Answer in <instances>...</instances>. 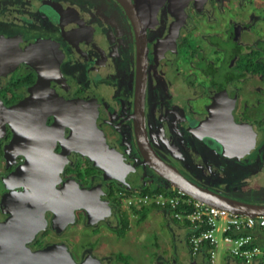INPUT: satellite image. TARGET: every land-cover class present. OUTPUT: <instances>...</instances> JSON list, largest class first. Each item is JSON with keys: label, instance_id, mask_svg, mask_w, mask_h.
Returning a JSON list of instances; mask_svg holds the SVG:
<instances>
[{"label": "flooded vegetation", "instance_id": "af4514ba", "mask_svg": "<svg viewBox=\"0 0 264 264\" xmlns=\"http://www.w3.org/2000/svg\"><path fill=\"white\" fill-rule=\"evenodd\" d=\"M130 1L145 5V32L120 0H0L2 43L29 57L40 44L32 57L61 73L31 104L40 71L25 56L0 77V264L52 244L76 263L117 261L122 200L174 187L143 158L135 119L191 182L264 204V0H189L183 12L165 1L155 14L153 1ZM61 192L79 194L90 217L109 214L88 222L80 206L58 219L56 198L72 203Z\"/></svg>", "mask_w": 264, "mask_h": 264}, {"label": "water", "instance_id": "95a60500", "mask_svg": "<svg viewBox=\"0 0 264 264\" xmlns=\"http://www.w3.org/2000/svg\"><path fill=\"white\" fill-rule=\"evenodd\" d=\"M122 4L125 6L127 12L129 13L132 21L134 24H136L139 28H142V31L145 32V29L148 25V20L146 21L144 19L145 16V5L141 4H135L132 3L130 0H120ZM141 1V0H138ZM145 1V0H142ZM155 4H153V12L152 14H155L157 12L158 5L160 3H163L165 1L170 2V8H176L179 11H184V8L189 0H151ZM203 2L204 0H197ZM144 13V15L142 14ZM141 40H144V38H141ZM40 44H35V46H32L30 52L32 53L29 57L27 53H23L21 50L23 47L18 44H3L0 39V77L5 74L6 72H9L19 61L23 60L22 58L25 56V60L33 65L34 67L38 68L40 71V79L37 84L31 87V96L28 98L29 104L33 102L34 98V91L37 89L44 90L43 93H41V96L47 95L48 92H46V89L50 87V84L52 81H54V78H60L61 79V73L58 66V61L51 62L46 59V55L42 52L40 55H37L36 57H32L34 52L40 48V51H42V48L39 47ZM48 64V65H46ZM5 65H8L6 68ZM9 70V71H8ZM45 92V93H44ZM1 104V101H0ZM16 108V107H15ZM14 109V108H13ZM135 130H136V136H137V146L140 149L143 158L150 162V165L156 170L157 173H159L163 178L170 181L173 186L184 193L191 195L192 197L201 200L205 202L206 204H209L211 206H215L218 208H222L225 210H228L233 213L238 214H245L247 216H256V215H264V204H255V203H247L244 201H240L237 199H232L228 196H225L221 193L212 191L208 188H203L184 176H182L180 173H178L174 168H171L170 166L166 165L164 162H162L158 157L155 156L154 153L150 150V145L147 142V139L145 137V130L143 127V121L140 118L139 121L135 119ZM138 133L140 135H138ZM141 134L144 138V140L141 138ZM149 145V146H148ZM44 190V189H43ZM43 190H40L39 188H35L33 190L34 194L31 193L30 197H33L34 195L38 194L40 197L35 200L38 201H47L49 199V192H45ZM78 191V190H77ZM63 196V197H62ZM60 198H63L66 200V203L72 202L71 206L68 208H65L61 205L59 198H56V208L59 210H56V217L58 219H63V211L66 209L70 214L68 218L66 219H73L74 213L73 210L75 208H78L80 206H83L86 211L88 212V222H93L98 220V218H102L105 216H108L109 211H102L100 213L99 217H90L91 215V206L84 205L80 200L81 197L79 194L74 195V193H60ZM108 208V207H107ZM109 210V209H108ZM189 253V264H199V262L194 258H191L190 252ZM174 261V259H173ZM178 261L181 262L180 258L178 257ZM14 264H101V259L99 260H93L90 259L87 260L85 258L83 261L76 263L70 256V254L66 251L65 247L61 244H52L48 245L40 250L34 251V252H28L26 250H23V259H19V261H16Z\"/></svg>", "mask_w": 264, "mask_h": 264}, {"label": "built area", "instance_id": "2783aa9c", "mask_svg": "<svg viewBox=\"0 0 264 264\" xmlns=\"http://www.w3.org/2000/svg\"><path fill=\"white\" fill-rule=\"evenodd\" d=\"M127 197L124 201L128 207L160 208L170 220L184 228V242L191 258L199 264L215 263L218 234L224 247L225 264H264V215L233 213L206 204L174 187L136 192Z\"/></svg>", "mask_w": 264, "mask_h": 264}, {"label": "rangeland", "instance_id": "374dc122", "mask_svg": "<svg viewBox=\"0 0 264 264\" xmlns=\"http://www.w3.org/2000/svg\"><path fill=\"white\" fill-rule=\"evenodd\" d=\"M132 194L133 193H130L128 197L132 196ZM122 204L124 207L127 206L124 199L122 200ZM130 208H126L129 214V229L124 231L122 227L118 232L120 236H124L123 239L119 240V247L126 256L121 254L123 253L121 250H119V252L117 251L120 255H116L117 253L113 247L105 251V253L110 252L107 254L116 255L118 259L114 264H158V262L155 261L157 259H160L159 264H168V261L173 264H189L188 247L183 238V234L185 233L184 228L180 227L172 220L168 221L161 212H154L157 209L160 210V208L152 206L142 208L147 219H144L145 221L140 223L142 219H133L132 215L136 214L135 212L141 214L142 210H135L133 207ZM137 228H139V230L135 232L134 230ZM178 231L180 233L177 236L176 234ZM172 232L173 235L171 234ZM70 235L73 240L77 242L80 236H82V233L79 231V228L74 227ZM111 237L109 236V242L112 241ZM103 242L104 241H102L100 247L106 246ZM223 251L224 247L222 246V240L218 234V246L214 253V264H225L223 260ZM178 257L181 262L178 261ZM172 259H174V261H172Z\"/></svg>", "mask_w": 264, "mask_h": 264}, {"label": "crops", "instance_id": "0c3cea01", "mask_svg": "<svg viewBox=\"0 0 264 264\" xmlns=\"http://www.w3.org/2000/svg\"><path fill=\"white\" fill-rule=\"evenodd\" d=\"M135 210H141V209H135ZM156 210V209H155ZM133 212H135V211H133ZM142 212V211H141ZM154 212H161L162 214H163V216H164V218H166L168 221H170V218L163 212V211H161V210H156V211H154ZM136 214H134V215H132L133 216V219H137V218H139V216H140V214L139 213H137V212H135ZM139 214V215H138ZM132 219V218H131ZM147 219V216L146 217H144L142 220H140V223L142 222H144L145 220ZM180 226V225H179ZM139 230V228H137L136 230H134L135 232L136 231H138ZM131 232V231H130ZM179 231H178V233L176 234L177 236L179 235ZM172 235H173V232L171 233ZM171 234H170V236H171ZM185 234H186V231H185V233L183 234V238L185 237ZM185 241V240H184ZM186 243V242H185ZM175 251V250H174ZM176 253V252H175ZM173 260V259H172ZM169 262V261H168Z\"/></svg>", "mask_w": 264, "mask_h": 264}, {"label": "trees", "instance_id": "16d2710c", "mask_svg": "<svg viewBox=\"0 0 264 264\" xmlns=\"http://www.w3.org/2000/svg\"><path fill=\"white\" fill-rule=\"evenodd\" d=\"M159 190H164V188H157V189H147V190H144V191H159ZM142 210V209H141ZM143 211V210H142ZM145 217V212H141L140 216H139V219H143ZM177 223V222H175ZM123 228H124V231L128 228V221L127 220H124L123 222ZM206 254V253H205ZM208 256V255H207ZM126 261H127V257H126Z\"/></svg>", "mask_w": 264, "mask_h": 264}]
</instances>
